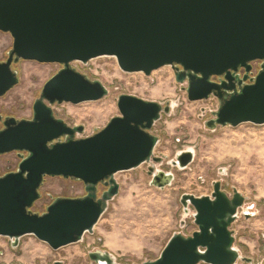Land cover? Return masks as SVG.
<instances>
[{
    "label": "water",
    "instance_id": "1",
    "mask_svg": "<svg viewBox=\"0 0 264 264\" xmlns=\"http://www.w3.org/2000/svg\"><path fill=\"white\" fill-rule=\"evenodd\" d=\"M0 32L12 38L0 62V97L18 84L12 65L19 61L61 65L34 100L29 120L0 115V155L19 156L17 169L0 176V237L13 245L24 236L54 251L80 242L118 194L114 176L160 160L153 157L158 138L149 131L169 113L168 104L121 95L119 116L80 139L75 135L82 126L70 127L54 116V104L77 105L108 94L99 81L70 67L72 62L111 57L123 73L145 76L177 66L175 81L187 83L188 101L218 100L205 122L208 129L264 125V0H0ZM255 61L260 65L250 77ZM192 160L193 153L184 151L171 165L183 169ZM152 171L149 167L153 184H168L170 174ZM46 177L78 180L85 194L56 198L42 214L33 213ZM159 177L162 184L155 182ZM100 184L107 190L98 197ZM232 192L228 196L213 182L209 196L181 195L184 212L188 206L194 210L197 230L190 236L174 233L155 260L142 264L249 262L233 246L230 227L244 197ZM88 258L93 264H118L106 251L89 252Z\"/></svg>",
    "mask_w": 264,
    "mask_h": 264
},
{
    "label": "rangeland",
    "instance_id": "2",
    "mask_svg": "<svg viewBox=\"0 0 264 264\" xmlns=\"http://www.w3.org/2000/svg\"><path fill=\"white\" fill-rule=\"evenodd\" d=\"M11 46L10 35L0 32V62L7 58ZM259 65L258 61L251 64V76ZM70 67L90 80L99 81L108 91L97 101L51 106L54 116L68 126L83 127L75 138L91 136L111 118L119 116L117 98L121 95L162 106L168 104L169 113L162 114L149 131L158 138L153 157L160 160H150L114 176L119 185L118 194L107 203L92 233L84 234L80 242L54 251L33 236L20 238L16 245L0 237V264H53L55 261L93 264L88 253L96 250L108 252L118 264L153 261L174 233L190 236L197 230L192 217L194 210L188 206L184 212L179 202L181 195L209 196L213 182H220L221 190L230 197L233 189L244 197L230 229L234 232V248L241 258L250 261L238 260L236 264H264V125L245 123L208 129L205 122L217 111V98L188 101L187 83H177L171 67L159 68L149 76L127 74L111 57L86 64L72 62ZM60 69L61 65L56 63L35 61L12 65L19 81L0 97L1 117L29 120L32 104L44 83ZM184 151L193 153L192 162L183 169L172 166L175 156ZM18 162L15 152L0 155V176L15 171ZM149 167L152 173L170 174L168 184L163 187L153 184ZM39 194L40 198L31 208L36 214H42L56 198H78L85 191L78 180L46 177ZM246 213L250 217L246 218Z\"/></svg>",
    "mask_w": 264,
    "mask_h": 264
},
{
    "label": "flooded vegetation",
    "instance_id": "3",
    "mask_svg": "<svg viewBox=\"0 0 264 264\" xmlns=\"http://www.w3.org/2000/svg\"><path fill=\"white\" fill-rule=\"evenodd\" d=\"M172 68V70L174 71V73L176 72V71H180V67H177V66H173V67H171ZM238 73L242 76L243 75V71L240 69V70H238ZM250 77H252L251 76V74H250ZM222 79V77H215L213 80L214 81H216V82H218V81H220ZM0 123L2 124V121L0 120ZM0 128H2V127H0ZM151 176V175H150ZM151 178L153 179V177L151 176ZM157 184H162L161 182V179H160V177H159V179H156V181H155ZM107 190V187H105L104 185H102V184H100V185H98V189H97V193H99V191H100V194L98 195V197H100V195L104 192V191H106ZM54 263V262H53Z\"/></svg>",
    "mask_w": 264,
    "mask_h": 264
},
{
    "label": "bare ground",
    "instance_id": "4",
    "mask_svg": "<svg viewBox=\"0 0 264 264\" xmlns=\"http://www.w3.org/2000/svg\"><path fill=\"white\" fill-rule=\"evenodd\" d=\"M239 137V136H238ZM247 138V137H246ZM238 142H240V141H238Z\"/></svg>",
    "mask_w": 264,
    "mask_h": 264
}]
</instances>
